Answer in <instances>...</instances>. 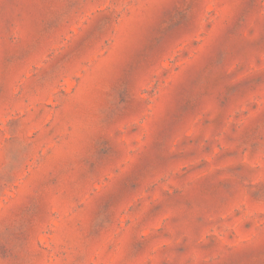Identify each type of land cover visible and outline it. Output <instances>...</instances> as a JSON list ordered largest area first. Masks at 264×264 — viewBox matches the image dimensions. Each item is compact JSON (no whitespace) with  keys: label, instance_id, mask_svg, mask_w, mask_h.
<instances>
[{"label":"rangeland","instance_id":"rangeland-1","mask_svg":"<svg viewBox=\"0 0 264 264\" xmlns=\"http://www.w3.org/2000/svg\"><path fill=\"white\" fill-rule=\"evenodd\" d=\"M0 264H264V0H0Z\"/></svg>","mask_w":264,"mask_h":264}]
</instances>
